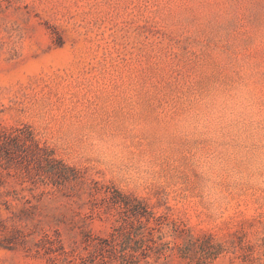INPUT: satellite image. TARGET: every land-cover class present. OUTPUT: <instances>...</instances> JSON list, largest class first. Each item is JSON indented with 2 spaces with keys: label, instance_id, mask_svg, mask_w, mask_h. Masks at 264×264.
Instances as JSON below:
<instances>
[{
  "label": "rangeland",
  "instance_id": "obj_1",
  "mask_svg": "<svg viewBox=\"0 0 264 264\" xmlns=\"http://www.w3.org/2000/svg\"><path fill=\"white\" fill-rule=\"evenodd\" d=\"M14 128L42 158L2 161L0 264L107 237L93 183L160 216L146 264H264V0H0Z\"/></svg>",
  "mask_w": 264,
  "mask_h": 264
},
{
  "label": "trees",
  "instance_id": "obj_2",
  "mask_svg": "<svg viewBox=\"0 0 264 264\" xmlns=\"http://www.w3.org/2000/svg\"><path fill=\"white\" fill-rule=\"evenodd\" d=\"M31 137L32 133L27 128H14L10 132L0 130V168L3 160L23 165L26 172L31 165L39 167L42 148ZM24 138L33 141L32 145L29 146L27 139ZM70 171L74 173L73 181L79 183L82 177L71 168ZM64 178L68 180V177ZM92 188L95 192L104 193L103 203L107 205L106 210L112 208L115 211L114 226L108 236L103 238L93 235L90 230H81L86 255L77 252L78 244L74 245L70 252L65 251L63 245L56 239L66 264H105L117 259H121L123 264H138L140 261L146 264L152 253H161L164 244L154 235V225L160 222V216H156L144 204L129 195L121 192L113 194L109 187L99 186L97 183H93ZM120 244L130 247L131 253L126 255L123 251L118 252L117 246ZM137 251L140 255L136 254Z\"/></svg>",
  "mask_w": 264,
  "mask_h": 264
}]
</instances>
